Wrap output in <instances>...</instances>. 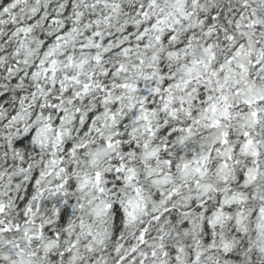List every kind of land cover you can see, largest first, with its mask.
Returning a JSON list of instances; mask_svg holds the SVG:
<instances>
[{"label": "snow or ice", "instance_id": "6c2138e0", "mask_svg": "<svg viewBox=\"0 0 264 264\" xmlns=\"http://www.w3.org/2000/svg\"><path fill=\"white\" fill-rule=\"evenodd\" d=\"M0 264H264V0H0Z\"/></svg>", "mask_w": 264, "mask_h": 264}]
</instances>
